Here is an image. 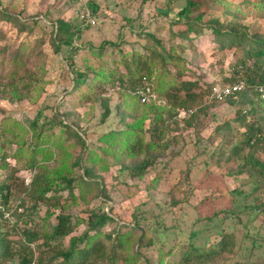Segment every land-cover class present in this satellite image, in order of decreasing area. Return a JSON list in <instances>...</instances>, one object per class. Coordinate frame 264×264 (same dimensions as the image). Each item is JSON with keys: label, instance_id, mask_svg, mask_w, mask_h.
I'll list each match as a JSON object with an SVG mask.
<instances>
[{"label": "rangeland", "instance_id": "rangeland-1", "mask_svg": "<svg viewBox=\"0 0 264 264\" xmlns=\"http://www.w3.org/2000/svg\"><path fill=\"white\" fill-rule=\"evenodd\" d=\"M185 2L0 0V129L4 122L9 123L11 130L17 125L27 127L28 120L35 118L38 125L45 126L47 133H53L54 140L43 141V149L36 159L40 161L39 166L45 165L48 174L55 179L52 189H58L54 195L59 197L57 206L37 202L30 208V201L19 189L22 183L30 182L36 169L28 168L25 154L7 156L5 164L0 165V182L6 181V174L15 170L12 172L14 178L8 183L9 198L2 209L5 227H14L16 234L25 225L36 227L40 233H50L56 216L68 213L77 224L72 233L62 239L66 245L72 234L85 229L84 221L91 212L106 213L112 220L105 221L101 230L112 235L130 232V239L122 243L121 255L137 264H173L180 247L185 245L192 232L196 233V241L202 242L211 241L216 234L227 230L234 233L238 248L236 256L225 264H264V243L261 242L262 247L256 246L264 237V206L260 211L254 210L255 217L248 222L246 215L238 214V209L244 205L256 204L254 196L249 195L251 182L246 173L236 172L239 159L230 156L225 160L219 155L221 149L227 150V146H221L225 140L234 142L243 136L244 127L235 121L237 106L227 103L225 98L217 100L205 96L207 106L201 110L191 107L196 114L193 124L183 128V123L176 121L178 124L169 132L166 149L157 155L143 176L137 177L123 171L121 164L102 150L105 133L119 126L114 106L119 95L124 97L125 94L116 88L114 91L104 88L100 96L93 99L84 85L71 90L74 72L70 69V61L73 70L86 66L121 69L123 54L129 56L132 50L142 51L147 43L153 45L143 36L148 29L168 45L172 44L187 60L185 66L190 73L183 78L198 79L200 87L210 92L212 88L228 83L233 71L231 62L238 51H221L207 23L210 18L218 17L224 26L229 19L239 26L242 23L248 25L251 32L264 33V17L254 13L256 1L202 0L206 6L201 21L205 35L192 38L181 51L176 43L186 31L194 35L195 27L194 24L187 26L184 19L177 20L176 13ZM240 11L245 13L244 17L235 16ZM86 12L93 22L80 27L72 42L75 47L72 52L66 42H58L54 23L63 20L76 24L79 20V25L84 20L81 15ZM172 32L178 35L172 37ZM56 42L58 49L54 50ZM91 46L102 49L101 54ZM31 75H36V79L27 88ZM156 83L152 84L153 92L159 98ZM102 98L112 107L105 120H101ZM160 99L163 101L164 98ZM163 103L135 97L127 106L155 108ZM251 107V104L242 106V111L248 121L256 122L260 120L261 110L258 106L255 110ZM225 122L229 123V129L217 131L216 127ZM73 131L78 132L83 146ZM21 133L25 138L23 130ZM3 134L8 136L7 132ZM257 149V156L263 157L264 145ZM88 150L106 160L105 168L94 167L91 175H86L83 167L92 166L87 159ZM78 160L81 166L72 164ZM62 174L74 180L72 197L66 189H59L61 185L57 178ZM81 179L88 183L81 184ZM18 195L29 208L23 211V217L15 225L13 212L23 209L17 206L20 200H14ZM254 227L257 235L253 236L248 229ZM17 236L13 234L12 238ZM254 240L257 241L253 246ZM119 260L115 264H122ZM5 264H16L15 259Z\"/></svg>", "mask_w": 264, "mask_h": 264}, {"label": "trees", "instance_id": "trees-1", "mask_svg": "<svg viewBox=\"0 0 264 264\" xmlns=\"http://www.w3.org/2000/svg\"><path fill=\"white\" fill-rule=\"evenodd\" d=\"M255 1L256 6L253 8L256 9L255 15L264 17V0ZM205 9L206 6L202 0H186L185 4L177 11L178 21L184 19L187 26L193 24L195 26L194 35H189L191 31H186L184 37L176 43L181 51L185 50L192 38L198 39L205 35L204 24L201 23ZM244 15L245 13L240 11L235 16L244 17ZM55 22L58 42H66L65 44L69 49L75 52L72 42L77 38L80 27L89 23L84 24L82 22L78 25L79 20L76 21V24L63 20ZM207 26L213 35L214 42L217 43L221 51L224 49L238 51V55L231 62L233 71L228 83L225 84H233L238 80H243L244 87L242 90L226 96L225 101L237 106L235 121H239L244 127L243 136L234 142L225 140L221 146H227V150L221 149L219 155L225 160L230 156L239 159L240 164L236 172L239 174L246 173L249 182H251L249 195L254 196L253 201L256 204H246L238 209V214L246 215V222H248L251 221L252 217H255L253 211L257 209L260 211L264 206V156L260 157L256 154L258 153L257 148L264 145V96L257 91L258 86L264 85V33L251 32L248 25L242 23L239 26L229 19L224 26L218 17L210 18ZM74 27L75 29H73ZM64 35L67 38H62ZM177 35V33L172 32V37ZM143 36L150 39L153 45L147 43L142 51L132 50L129 56L123 54L121 69L114 67L111 70H104L101 66L96 68L86 66L85 68L76 67L73 70L71 61L70 64L68 63L74 72L71 90L74 87L80 88L81 85H84L93 99L99 97V93L104 88L112 91L116 88L125 94L124 97H121L122 95H119L120 93L117 91L119 100L115 104L114 110L119 116L120 123L116 129H110L105 133V147L102 150L105 155H110L120 163L123 171L137 177L143 176L148 167L154 163L157 155L162 154L166 149L170 141L169 132L174 129L173 125L178 124L176 122L178 110L191 107L198 110L203 109L207 106L204 103V97L209 93V89L207 91L200 87L198 79L183 78L184 75L190 73L185 66L187 60L176 52V48L172 44L168 45L149 29L143 33ZM58 42H56L54 50L58 49ZM91 49L101 54L100 50L102 49L93 46ZM72 54L69 57H72ZM35 79L36 75L29 77L26 84L27 88L30 87V82ZM155 81H157L156 88L160 95L159 98H164L163 104L155 108L151 106H149L151 108L145 106L139 108L137 105L127 106L130 99L139 98L135 94L137 88L147 86L153 91L152 84ZM114 82H117L116 86H114ZM101 100L103 107L101 120H105L111 114L112 107L107 99L102 98ZM255 102L258 103L257 106L261 110L258 115L260 120L248 121L247 115L242 111V106L251 104V109L255 110L257 108ZM211 105H213L212 102ZM249 113H253V111L249 110ZM195 115L193 111L189 116L182 118L180 122L183 123L182 127H190L194 122ZM10 128L9 123L4 122L0 129V165L5 164L7 156L25 154L28 168L36 170L28 184H21L20 193L25 194L30 201V208L35 207L37 202L48 206H57L59 197L54 194L58 189H52V185L56 181L48 174L46 166H39L40 161L36 159L37 153L43 149L41 148L44 144L43 141L47 138L54 140L53 133H47L45 126L43 124L38 125L35 118L28 120L27 127L17 125L12 130ZM228 129V122L216 127L217 131H227ZM22 130L23 134H26L25 138L24 135L21 136ZM4 132H7L8 136L4 135ZM73 134L83 146L84 141L78 132L73 131ZM87 159L92 166L83 165L86 175H91V170L94 167L105 168L106 166V160L91 150L87 152ZM72 164L81 166V161L78 160ZM13 171L6 174V181L0 182V264H5L13 259H15L16 264H115L119 259H121L122 264H137L133 259L121 255L123 252L122 243L130 239V232L112 235L101 230L105 221L112 220L106 213L100 215L91 212L84 221L85 229L79 234H72L66 245L63 244L62 239L71 234L74 224H77L75 220L72 221L73 217L68 213H59L56 216V223L51 227L50 233H40L36 227L25 225L17 231V236L14 227H5L2 224V220H5L2 209L6 207L9 198L10 186L8 183L14 178ZM57 179L61 185L59 189H66L69 197H72V182L74 180L66 178L64 174ZM80 182L81 184L88 183L85 179H81ZM50 191L53 195H48ZM16 199L20 200L17 206L20 205L23 209L19 212L14 210L15 225L23 217V211L29 208L21 195L14 197V200ZM24 222L27 223V221ZM248 233L253 236L257 235L256 227L248 229ZM13 234L17 237L12 238ZM195 238L196 233L192 232L185 245L180 247L179 255L172 261L173 264H225L237 254V240L232 231H221L211 241L208 239L197 242ZM256 241L254 240L251 245L254 246ZM261 242L264 243V237L262 240L259 239L256 246L262 247Z\"/></svg>", "mask_w": 264, "mask_h": 264}, {"label": "built area", "instance_id": "built-area-1", "mask_svg": "<svg viewBox=\"0 0 264 264\" xmlns=\"http://www.w3.org/2000/svg\"><path fill=\"white\" fill-rule=\"evenodd\" d=\"M81 18H84L83 20L84 24L93 22V19L90 17L88 12H86L85 14H82ZM243 87H244V81L238 80L233 84H225V85L212 88L211 92L209 91L210 94L208 93L207 96L209 98L221 100L230 94H233L235 92L242 90ZM257 91L262 96H264V85L258 86ZM135 94L138 95V97L142 100L155 101L157 103L164 102V100L162 101L160 98H158L156 94L147 86L142 87V88H137L135 90ZM192 112H193V109L191 108H180L176 115V120L178 122H181L182 118L189 116Z\"/></svg>", "mask_w": 264, "mask_h": 264}]
</instances>
